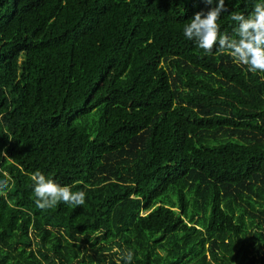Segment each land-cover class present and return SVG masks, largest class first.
<instances>
[{
	"label": "trees",
	"instance_id": "16d2710c",
	"mask_svg": "<svg viewBox=\"0 0 264 264\" xmlns=\"http://www.w3.org/2000/svg\"><path fill=\"white\" fill-rule=\"evenodd\" d=\"M209 7L0 0V264H264V73L184 37ZM37 170L84 205L37 208Z\"/></svg>",
	"mask_w": 264,
	"mask_h": 264
},
{
	"label": "clouds",
	"instance_id": "9594fccd",
	"mask_svg": "<svg viewBox=\"0 0 264 264\" xmlns=\"http://www.w3.org/2000/svg\"><path fill=\"white\" fill-rule=\"evenodd\" d=\"M203 2L210 7L207 11L194 13L193 18L183 27L184 37L194 41L205 54H211L213 49H217L230 56L238 66H245L249 72L264 73V2L256 3L247 16L239 12L231 14V21L236 23L234 37L222 33L218 23L221 13L227 11L226 0ZM4 175L5 179L0 180V196L6 195L9 181L12 180L7 173ZM30 179L33 182L35 205L41 210L54 208L59 203L71 206H82L85 203L84 191L73 192L70 186L58 184L39 170L32 173ZM121 259L124 264H131L133 252H122Z\"/></svg>",
	"mask_w": 264,
	"mask_h": 264
}]
</instances>
